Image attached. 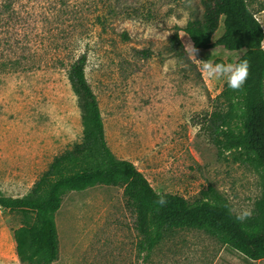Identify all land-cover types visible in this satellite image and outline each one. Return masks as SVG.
<instances>
[{
    "label": "rangeland",
    "instance_id": "1",
    "mask_svg": "<svg viewBox=\"0 0 264 264\" xmlns=\"http://www.w3.org/2000/svg\"><path fill=\"white\" fill-rule=\"evenodd\" d=\"M51 1L22 0L34 11L27 21L43 22L29 27V42L18 55L11 42L0 46V64L6 65L0 72V192L25 195L56 155L80 141V113L61 61L67 64L86 52V79L116 158L134 164L157 193L193 201L211 188L226 198L235 215L247 209L252 213L264 175L214 144L209 118L226 111L218 99L226 79H209L200 62H235L240 52L193 49L183 30L200 16L202 0H64L81 18L76 31L71 14L63 19L59 0L53 3L63 22L44 18ZM247 2L264 32V10L259 9L264 0ZM96 16L105 18L104 30ZM67 32L73 35L69 46ZM175 32L181 58L170 53ZM55 223L59 254L52 264H264L197 229L174 230L142 260L135 218L122 188L115 186L67 192ZM19 225L17 213L0 208V264H23L12 240Z\"/></svg>",
    "mask_w": 264,
    "mask_h": 264
},
{
    "label": "trees",
    "instance_id": "2",
    "mask_svg": "<svg viewBox=\"0 0 264 264\" xmlns=\"http://www.w3.org/2000/svg\"><path fill=\"white\" fill-rule=\"evenodd\" d=\"M53 1L57 2L51 1L52 9H45L44 18H55L61 24L69 13L75 21L72 29L76 31L82 25L81 18L66 7L68 3L59 0L64 4L62 19ZM21 2L0 0V46L11 42L15 54L29 42L26 38L30 36L29 27L36 29L43 22L27 21L34 11L30 13ZM201 5L200 16L183 28L192 48L240 52L235 62L241 59L249 62V75L243 87L234 90L225 83L218 95L226 111H216L209 118L216 134L214 144L220 152L235 153L244 164L264 175L262 25L247 0H202ZM259 9L264 10V5ZM109 12L115 15V8ZM94 21L104 30V17L96 16ZM219 31L220 35L213 40ZM67 33L64 40L69 46L73 35ZM20 35H24V42ZM121 37L127 39L125 33ZM170 42L171 55L181 58L183 47L176 32ZM142 56L145 58L148 53L142 51ZM86 62V52L73 55L67 64L61 61L67 66L68 85L80 113V141L56 155L25 195L12 197L0 192V208L20 217V225L12 234L18 260L23 264L54 263L59 254L55 214L63 196L96 185L122 188L126 207L135 218L134 229L139 236L137 252L142 260L148 259L161 240L177 229L202 230L251 261L264 259V183L252 214L243 221L237 220L226 198L211 188L193 201L174 193H157L134 164L116 158L108 147L97 98L86 79ZM0 66V72L5 70V64ZM158 194L165 196L164 205L157 203Z\"/></svg>",
    "mask_w": 264,
    "mask_h": 264
},
{
    "label": "clouds",
    "instance_id": "3",
    "mask_svg": "<svg viewBox=\"0 0 264 264\" xmlns=\"http://www.w3.org/2000/svg\"><path fill=\"white\" fill-rule=\"evenodd\" d=\"M193 54V49H192ZM201 62V70L209 79L225 78L227 86L231 89H241L249 75V62L241 59L239 62H218L214 60H204ZM157 203L164 205L165 196L158 194ZM251 210H243L237 215V220L243 221L251 215Z\"/></svg>",
    "mask_w": 264,
    "mask_h": 264
},
{
    "label": "built area",
    "instance_id": "4",
    "mask_svg": "<svg viewBox=\"0 0 264 264\" xmlns=\"http://www.w3.org/2000/svg\"><path fill=\"white\" fill-rule=\"evenodd\" d=\"M262 48L264 49V46L262 45Z\"/></svg>",
    "mask_w": 264,
    "mask_h": 264
}]
</instances>
